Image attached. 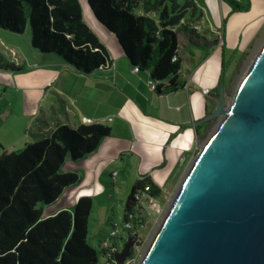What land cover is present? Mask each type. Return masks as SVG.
I'll list each match as a JSON object with an SVG mask.
<instances>
[{"label":"trees","instance_id":"1","mask_svg":"<svg viewBox=\"0 0 264 264\" xmlns=\"http://www.w3.org/2000/svg\"><path fill=\"white\" fill-rule=\"evenodd\" d=\"M225 1L232 11L251 7V0ZM84 2L94 19L116 37L130 64L149 69L157 93H171L185 85L178 78L182 67L180 33L195 31L190 22L202 17L203 11L194 0ZM27 26L33 49L55 54L81 73L105 68L110 62L106 47L84 19L82 0H0V28L22 33ZM1 58L0 69L17 72L24 68L23 64L2 62ZM217 92L218 85L216 96ZM202 125H196L197 136L201 135ZM110 130L109 125L96 121L77 126L57 124L20 148L1 149L0 264L98 262L101 251L87 241L93 207L90 196H80L71 210L61 209L45 216L43 208L66 187L81 180L77 171L62 169L65 161L92 153ZM145 185H149L148 190ZM142 194H161V187L148 173L135 181L123 205V220H131L138 231L147 212L141 200L148 196L139 198ZM113 243L116 248L122 247L117 246L118 238Z\"/></svg>","mask_w":264,"mask_h":264},{"label":"crops","instance_id":"2","mask_svg":"<svg viewBox=\"0 0 264 264\" xmlns=\"http://www.w3.org/2000/svg\"><path fill=\"white\" fill-rule=\"evenodd\" d=\"M222 4L225 12H229L230 7ZM250 9V30L243 33L236 22L230 45L237 46L242 41L241 48L245 49L264 24V0H252ZM202 11L200 20L190 22L195 31L184 32L186 41L183 45L180 43L182 67L178 78L185 85L171 93H157L151 88L149 69L134 70L116 37L90 12V18L84 19L108 51L107 67L81 73L55 54L34 49L39 56L30 63V87L40 89L41 93H34V107L11 119L9 127L0 125V151L20 148L36 134L52 131L57 124L77 126L83 122V117L107 124L111 129L92 153L78 160L65 161L62 169L77 171L81 180L66 187L53 203L45 206L43 215L61 209L71 210L83 195L93 200L106 192L107 179L112 186L118 184L127 192L142 174L148 173L161 187L185 166L198 137L196 125L189 123L213 109L222 60L224 65L222 51L227 47L225 30L221 32L209 23L206 10L202 8ZM216 16L218 25V14ZM206 34L218 42L204 55L195 44L211 43ZM199 38L203 40L199 42ZM206 87L209 92L203 93ZM205 125L200 128L201 133ZM5 137L10 139L4 141ZM122 243L120 236L117 246ZM98 250L101 251L100 244Z\"/></svg>","mask_w":264,"mask_h":264},{"label":"water","instance_id":"3","mask_svg":"<svg viewBox=\"0 0 264 264\" xmlns=\"http://www.w3.org/2000/svg\"><path fill=\"white\" fill-rule=\"evenodd\" d=\"M214 117L137 264H264V43L233 98L221 73L213 109L189 124Z\"/></svg>","mask_w":264,"mask_h":264},{"label":"rangeland","instance_id":"4","mask_svg":"<svg viewBox=\"0 0 264 264\" xmlns=\"http://www.w3.org/2000/svg\"><path fill=\"white\" fill-rule=\"evenodd\" d=\"M194 1L196 2L198 8H204L206 10V18L209 19V23L217 27L221 32L225 30L227 47H225V50L222 51L224 53V66L223 69L221 67V73H223L224 78L226 100L230 101L233 98L242 78L264 43V24L251 38L246 48L242 49V41L237 43L236 46V44L230 45L229 39L235 35L234 24L236 22L242 27L243 33L244 31L250 30V25L252 23L250 12L252 10L232 11L229 9V12H225L222 8V3H225L226 5L229 4L225 0ZM229 5L228 7H230ZM82 8L84 18L88 20L90 18V11L84 0H82ZM217 14L219 21L218 25L215 20ZM188 33L190 32L188 31ZM205 37L208 42L211 41V43L196 45L197 48L202 49V53L204 55L207 52L212 51L214 46L213 41H215L213 40L212 35L206 34ZM218 38H220V36ZM198 40L200 42L203 38H199ZM185 41L186 35L184 32H181V44L183 45ZM0 55L2 57V62L10 61L24 65V69L16 73L0 69V125L9 127L11 119H15V117H18L20 113L26 112L28 108L34 107V93H41L40 89L35 90L30 87L32 81L30 63H32L36 56H39L30 43V27L27 26L22 33H12L6 29L0 28ZM17 91H20V94H16ZM43 91L44 88H42V92ZM218 122L219 120L214 117L206 123L205 129H203L201 135L196 137L191 155L188 157L185 166L180 169L179 173H174L173 177L161 186V194L158 197H155L150 202H144L147 212L145 221L139 229L140 238L137 241L138 247L140 248V255L158 227V224L160 223L175 191L185 175L191 160L198 153L205 139L208 138L210 133L216 128ZM5 138L3 139L4 141H8L10 139L9 137ZM121 173H124V175L126 174L125 172ZM107 183L106 192L93 198V207L88 221L87 241L97 249H99L101 241L108 237L111 223L115 221L122 223L123 205L130 191L128 189L127 192H124V190L119 188L118 184H114V186H112L110 179H107ZM122 200L123 203H120ZM126 235L127 232L121 236L123 243L127 239ZM99 259L103 260L101 254H99ZM134 264H137V262Z\"/></svg>","mask_w":264,"mask_h":264},{"label":"built area","instance_id":"5","mask_svg":"<svg viewBox=\"0 0 264 264\" xmlns=\"http://www.w3.org/2000/svg\"><path fill=\"white\" fill-rule=\"evenodd\" d=\"M175 58H176V56L173 57V59H175ZM133 69L137 71L140 68L138 65H135L133 67ZM149 76H150V73H149ZM149 83H150L151 88L155 89L156 82L152 81L150 78ZM202 91H203V93H208L209 88L206 87ZM92 121H93L92 118L83 117V122L89 123ZM144 189L148 190L149 185H145ZM143 196H148V195L142 194L139 196V198H142ZM154 198L155 197L148 196L147 200H141V202L144 204V202H150ZM125 232H127V235H126L127 237L130 235L132 236V238L134 239V245L131 249L130 255L127 257V259L124 261L123 264H130V263L134 264L135 262H138V260L141 256L139 253L140 248L138 247V243H137V241L140 238L139 237V231L133 229V224H132L131 220H123L122 223L117 222V221L111 223V228H110L108 237L106 239H104L103 241H101V243H100L101 255L103 257V260L99 259L96 264H117V262L113 258V253L118 248H116L114 246L113 240H114V238H119ZM126 236H125V239H126Z\"/></svg>","mask_w":264,"mask_h":264},{"label":"flooded vegetation","instance_id":"6","mask_svg":"<svg viewBox=\"0 0 264 264\" xmlns=\"http://www.w3.org/2000/svg\"><path fill=\"white\" fill-rule=\"evenodd\" d=\"M209 120H210V119H209ZM209 120H207V121H205V122H202V123H203V124H204V123H207ZM200 124H201V123H200Z\"/></svg>","mask_w":264,"mask_h":264}]
</instances>
